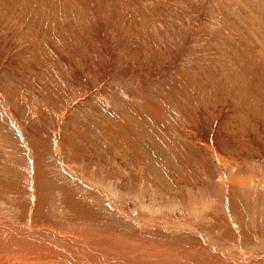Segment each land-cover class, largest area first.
<instances>
[{
	"label": "rangeland",
	"instance_id": "374dc122",
	"mask_svg": "<svg viewBox=\"0 0 264 264\" xmlns=\"http://www.w3.org/2000/svg\"><path fill=\"white\" fill-rule=\"evenodd\" d=\"M141 263L264 264V0H0V264Z\"/></svg>",
	"mask_w": 264,
	"mask_h": 264
},
{
	"label": "bare ground",
	"instance_id": "6f19581e",
	"mask_svg": "<svg viewBox=\"0 0 264 264\" xmlns=\"http://www.w3.org/2000/svg\"><path fill=\"white\" fill-rule=\"evenodd\" d=\"M70 249V248H69ZM4 250V249H3ZM88 251V250H87ZM86 252V251H85ZM91 255V254H90ZM81 256V255H80ZM218 256V255H217ZM29 258V257H28ZM162 259H164L165 260V258H163V257H161ZM217 258V257H216ZM87 259V258H86ZM212 259V258H211ZM218 260V259H217ZM30 261V260H29ZM156 261V260H155ZM212 261H214V260H212ZM166 262V261H165ZM142 264V263H141ZM166 264V263H165ZM217 264V263H216Z\"/></svg>",
	"mask_w": 264,
	"mask_h": 264
}]
</instances>
